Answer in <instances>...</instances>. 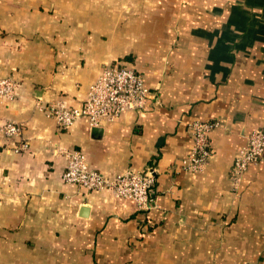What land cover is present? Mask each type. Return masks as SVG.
<instances>
[{"label": "crops", "instance_id": "crops-1", "mask_svg": "<svg viewBox=\"0 0 264 264\" xmlns=\"http://www.w3.org/2000/svg\"><path fill=\"white\" fill-rule=\"evenodd\" d=\"M112 63L142 73L145 110L63 128L37 107L81 104ZM4 76L20 92L0 123L23 131L0 139V264H264V161L231 177L264 126V0H0ZM194 119L223 123L199 172L181 164ZM72 149L108 175L150 169L153 206L65 182Z\"/></svg>", "mask_w": 264, "mask_h": 264}, {"label": "built area", "instance_id": "built-area-1", "mask_svg": "<svg viewBox=\"0 0 264 264\" xmlns=\"http://www.w3.org/2000/svg\"><path fill=\"white\" fill-rule=\"evenodd\" d=\"M20 82L10 76L0 77V103L15 100L19 95ZM153 92L142 73L133 66L112 63L105 66L96 80L89 85L85 100L79 105L64 101L39 102L37 107L46 115L54 117L63 128H69L79 119L85 118L91 127L103 126L114 121L126 111L145 110ZM223 123L218 119H194L189 122L193 138L190 152L182 157L186 170L203 171L209 162L213 149L210 133ZM23 127L14 120L0 123V139L22 134ZM29 148L27 140L13 146L17 152ZM264 161V126L253 129L247 140L241 144L235 155L231 177L239 186L250 165ZM62 178L67 183H76L88 190H107L117 197L133 199L140 209H149L155 198L152 192L156 181L154 173L147 169L140 171L128 168L108 175L90 165L85 151H67V163Z\"/></svg>", "mask_w": 264, "mask_h": 264}, {"label": "water", "instance_id": "water-1", "mask_svg": "<svg viewBox=\"0 0 264 264\" xmlns=\"http://www.w3.org/2000/svg\"><path fill=\"white\" fill-rule=\"evenodd\" d=\"M85 209V208H84Z\"/></svg>", "mask_w": 264, "mask_h": 264}]
</instances>
